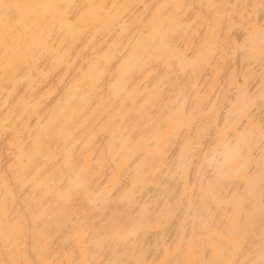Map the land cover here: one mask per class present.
Listing matches in <instances>:
<instances>
[{
  "label": "bare ground",
  "instance_id": "1",
  "mask_svg": "<svg viewBox=\"0 0 264 264\" xmlns=\"http://www.w3.org/2000/svg\"><path fill=\"white\" fill-rule=\"evenodd\" d=\"M0 264H264V0H0Z\"/></svg>",
  "mask_w": 264,
  "mask_h": 264
}]
</instances>
